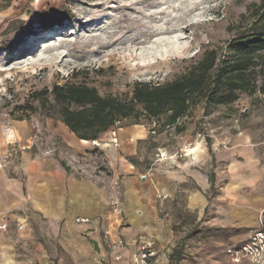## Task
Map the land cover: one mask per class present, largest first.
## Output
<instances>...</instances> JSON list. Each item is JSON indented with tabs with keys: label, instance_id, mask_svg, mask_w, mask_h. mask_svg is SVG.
Returning <instances> with one entry per match:
<instances>
[{
	"label": "rangeland",
	"instance_id": "1",
	"mask_svg": "<svg viewBox=\"0 0 264 264\" xmlns=\"http://www.w3.org/2000/svg\"><path fill=\"white\" fill-rule=\"evenodd\" d=\"M263 13L264 0L0 1V181L25 198L24 161L42 155L68 170L88 164L93 174L110 175L100 153V159H91L90 152L73 158L69 129L57 116L45 115L33 100L35 91L76 82L94 86L102 95L130 98L136 83L172 82L207 50L227 55L231 40L247 32ZM135 121L125 120L119 126L129 127ZM165 121L163 117L149 124L141 118L140 124L151 125L157 133L156 142L140 144V163L159 159L154 150L158 143L174 149L180 142L192 145L175 127H164ZM179 126L187 128L188 135L199 132L198 138L207 140L208 134L220 138L226 132L250 130L260 141L264 94L242 93L234 103L215 107L196 98ZM184 148L176 156L188 154L182 153ZM221 210L217 207L216 215L206 216L217 219L216 227L208 229L197 211L178 209L171 220L172 241L161 249L153 245L155 255L147 264H236L232 250L257 227L223 216ZM210 231L215 236L211 241ZM42 234L41 230L43 239Z\"/></svg>",
	"mask_w": 264,
	"mask_h": 264
},
{
	"label": "crops",
	"instance_id": "2",
	"mask_svg": "<svg viewBox=\"0 0 264 264\" xmlns=\"http://www.w3.org/2000/svg\"><path fill=\"white\" fill-rule=\"evenodd\" d=\"M119 124L95 141L67 133L73 158L90 152L91 159H104L108 176L93 174L88 164L67 170L42 155L24 161L25 198L0 181V264H133L141 239L160 249L168 246L178 209L197 211L208 229L216 227L217 219L206 216L216 215L217 207L240 224L259 228L264 223V136L255 141L250 130H242L220 138L208 134L207 140L198 138L199 132L188 135L186 128L179 135L192 141L190 147L158 143L159 159L144 165L140 144L156 142V129ZM182 146L188 154L178 157ZM115 200L122 203L123 214L115 211ZM78 217L90 222L78 224ZM210 232L209 241L215 237ZM121 240L125 245L110 248Z\"/></svg>",
	"mask_w": 264,
	"mask_h": 264
},
{
	"label": "trees",
	"instance_id": "3",
	"mask_svg": "<svg viewBox=\"0 0 264 264\" xmlns=\"http://www.w3.org/2000/svg\"><path fill=\"white\" fill-rule=\"evenodd\" d=\"M227 52L205 51L193 67L172 82H138L127 99L102 95L96 87L76 82L55 83L52 89L35 91L32 97L46 116H57L83 141L98 140L125 120L136 119L134 124H140L141 118L150 124L165 117L164 127H175L181 133L184 128L179 122L196 98L215 107L234 103L242 93L264 94V13L247 32L231 40ZM211 180L214 182L213 174Z\"/></svg>",
	"mask_w": 264,
	"mask_h": 264
},
{
	"label": "built area",
	"instance_id": "4",
	"mask_svg": "<svg viewBox=\"0 0 264 264\" xmlns=\"http://www.w3.org/2000/svg\"><path fill=\"white\" fill-rule=\"evenodd\" d=\"M96 143V142H95ZM115 145H118V142H114ZM185 153H188L186 149ZM160 198L166 199V195H159ZM115 211L118 214H123L122 203L119 200L113 202ZM90 222L89 218L78 217L76 223L78 224H87ZM1 228H7V225L4 224ZM24 228L23 224L18 225V230L22 231ZM105 235L109 236L108 232H105ZM125 245L124 240H121L117 243H110V248L114 250L118 246ZM153 243L148 241L139 242V251L137 252L133 264H147L148 260L155 255L153 248ZM232 261L236 264H241L245 261L251 262L253 264H264V223L262 222L261 226L256 230L252 231L248 239L241 245L237 246L232 250L231 253ZM120 258V257H119Z\"/></svg>",
	"mask_w": 264,
	"mask_h": 264
},
{
	"label": "bare ground",
	"instance_id": "5",
	"mask_svg": "<svg viewBox=\"0 0 264 264\" xmlns=\"http://www.w3.org/2000/svg\"><path fill=\"white\" fill-rule=\"evenodd\" d=\"M52 32H50L49 34H51ZM46 38V36H44V39Z\"/></svg>",
	"mask_w": 264,
	"mask_h": 264
}]
</instances>
